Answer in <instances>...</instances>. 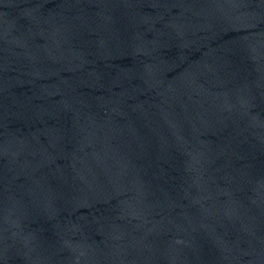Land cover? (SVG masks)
<instances>
[{"label": "water", "instance_id": "water-1", "mask_svg": "<svg viewBox=\"0 0 264 264\" xmlns=\"http://www.w3.org/2000/svg\"><path fill=\"white\" fill-rule=\"evenodd\" d=\"M0 264H264V0H0Z\"/></svg>", "mask_w": 264, "mask_h": 264}]
</instances>
